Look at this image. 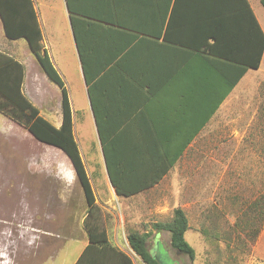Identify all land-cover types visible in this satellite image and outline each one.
I'll return each instance as SVG.
<instances>
[{
	"label": "crops",
	"instance_id": "0c3cea01",
	"mask_svg": "<svg viewBox=\"0 0 264 264\" xmlns=\"http://www.w3.org/2000/svg\"><path fill=\"white\" fill-rule=\"evenodd\" d=\"M32 4L41 43L67 90L73 134L74 113L80 111L96 137L97 159L108 191L93 194L91 209L84 194H45L38 197L42 199L38 210H31L32 219L35 214L50 215L55 199L60 200L65 264H144L128 245V230L149 233L148 250L160 262L171 264L159 253L163 248L167 255L166 247L171 248L169 233L152 228L165 215L153 211V201L141 193L179 194L175 184L190 182L182 178L183 170L198 165L199 151L229 149L224 142L216 144L215 136L226 133L231 103L247 96L250 77L261 72L264 6L260 0H32ZM76 36L87 69L100 72L91 83L92 99ZM0 51L22 64V92L39 112L44 110L48 121L60 126V88L49 84L24 38L6 37L1 18ZM257 53V69L242 65L253 61ZM240 66L246 69L238 77ZM70 85L84 102L81 109L72 105ZM5 127L0 128L2 133ZM99 130L109 136V158L112 166L121 169V181L156 183L129 196L116 194ZM165 203L167 214L169 206L172 210L178 206L176 202L173 207L169 198ZM35 227L14 255H0V264L54 260V237L59 232L53 235L39 224ZM103 232L108 245L98 243Z\"/></svg>",
	"mask_w": 264,
	"mask_h": 264
},
{
	"label": "rangeland",
	"instance_id": "374dc122",
	"mask_svg": "<svg viewBox=\"0 0 264 264\" xmlns=\"http://www.w3.org/2000/svg\"><path fill=\"white\" fill-rule=\"evenodd\" d=\"M262 19L264 25V14ZM257 74L248 81L247 96L231 103L226 133L215 136L216 144L224 142L229 149L199 151L198 165L183 170L186 175L182 178L190 182L175 184L179 194L141 193L151 198L153 211L163 212L164 221L172 213L170 206L169 215L166 212L168 198L173 200V207L178 202L176 207L185 211L189 227L184 237L195 256L190 261L172 248L166 247L167 255L161 248L159 253L171 259V264H264V203L251 205L264 196V63ZM48 82L58 90L57 85ZM69 89L74 109H81L84 102L77 88L75 91L70 85ZM40 112L49 119L42 108ZM82 116L78 111L73 118L80 155L94 194H108L97 159L100 150L96 137ZM12 121L0 112V128L6 125V133L0 129V255H14L16 249H21L22 239L30 238L31 230L39 224L42 231L53 235L59 232L54 237L57 252L49 264H65L60 233L64 215L57 205L60 200L55 199L50 215L35 214L33 220L31 210L40 207L42 199L38 197L84 194L82 187L60 148L36 140L26 128ZM21 204L26 210L23 214Z\"/></svg>",
	"mask_w": 264,
	"mask_h": 264
},
{
	"label": "trees",
	"instance_id": "16d2710c",
	"mask_svg": "<svg viewBox=\"0 0 264 264\" xmlns=\"http://www.w3.org/2000/svg\"><path fill=\"white\" fill-rule=\"evenodd\" d=\"M264 6V0H260ZM0 18L3 24L4 33L9 39L24 38L30 51L35 57L38 65L46 77L56 84L61 91V111L62 121L60 126H54L50 121L44 118L39 109L30 102L22 92V80L24 68L22 64L13 57L0 51V112L8 118L23 126L32 136L42 142L60 148L69 158L76 176L80 182L85 195L87 205L91 209L94 207V191L90 179L86 172L84 162L80 155L77 142L74 138L72 128L71 109L67 96V90L64 81L57 69L53 65L46 49L41 43L42 34L37 20V16L32 4V0H0ZM72 25L74 20L72 16ZM78 51L82 62L85 82L88 86V94L92 99L91 83L100 73L98 70L87 69L85 55L79 44ZM259 40L257 39V46ZM262 45L264 48V35L262 36ZM260 64V53L256 54L253 61L247 62L245 67L257 69ZM246 68L240 66L239 76L244 73ZM99 128V127H98ZM100 131V130H99ZM99 140L102 146L104 161L107 174L116 194L129 196L136 194L144 189L154 185V182H125L121 181L119 173L121 169L112 166L109 152V136L99 132ZM157 176L155 179H158ZM257 203H264V196H260L251 205L256 207ZM87 227V224L84 222ZM188 220L185 211L180 207L172 210L171 216L165 221L155 222L152 228L155 230H165L170 236V247L177 253L186 255L190 261L195 256L194 248L186 241L184 235L188 229ZM90 234V243H94L91 237L92 231L88 228ZM103 239L98 243L108 245L105 233H102ZM149 233L128 230L126 239L131 250L140 258L144 264H163L155 255H153L146 246V239Z\"/></svg>",
	"mask_w": 264,
	"mask_h": 264
},
{
	"label": "flooded vegetation",
	"instance_id": "af4514ba",
	"mask_svg": "<svg viewBox=\"0 0 264 264\" xmlns=\"http://www.w3.org/2000/svg\"><path fill=\"white\" fill-rule=\"evenodd\" d=\"M163 264H165V263L163 262Z\"/></svg>",
	"mask_w": 264,
	"mask_h": 264
}]
</instances>
